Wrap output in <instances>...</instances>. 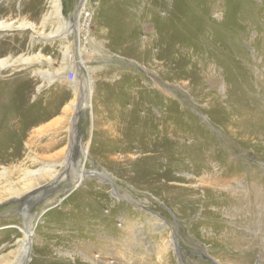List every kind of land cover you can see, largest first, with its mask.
I'll return each mask as SVG.
<instances>
[{"label": "rangeland", "instance_id": "1", "mask_svg": "<svg viewBox=\"0 0 264 264\" xmlns=\"http://www.w3.org/2000/svg\"><path fill=\"white\" fill-rule=\"evenodd\" d=\"M10 1L0 264H264V0H61L63 21L55 0ZM80 2L87 69L76 32L51 33Z\"/></svg>", "mask_w": 264, "mask_h": 264}, {"label": "bare ground", "instance_id": "2", "mask_svg": "<svg viewBox=\"0 0 264 264\" xmlns=\"http://www.w3.org/2000/svg\"><path fill=\"white\" fill-rule=\"evenodd\" d=\"M31 2L32 1H34V0H30ZM84 1H86V0H84ZM80 4V11H78V12H80V14H81V16L79 15V13L77 14V16H78V21H77V23L74 21L73 22V25H74V27H76V28H74L73 30H70L69 29V26L67 25V24H65V22L64 23H62L60 26H59V28H57L55 31H52L51 33H52V35H54V37H58V36H60L61 38H64V39H67V37H69L71 34H73V33H75L76 32V34H77V44H78V61H77V65L80 67V69H82V68H88V65L86 64V62H84L82 59H81V56H82V53H84V51L81 49V31H80V27L82 26L81 25V18L79 19V17H82V14H83V11L85 10V7H86V4H85V2L84 3H79ZM37 5V4H36ZM55 6H56V12H57V15H58V17L60 18V20H64L63 18V9H62V7H61V0H55ZM38 7V6H37ZM79 8V7H78ZM13 9H15V7H14V2H11L10 0L8 1V0H0V33L1 32H5L6 30H8V29H12V28H14L13 27V25H14V23H12V22H10V21H7L4 17H3V14H1V12H10V11H14ZM34 12V11H33ZM56 14V13H55ZM33 16V15H32ZM61 23V22H60ZM22 27H27V26H29V27H31L32 28V30L33 31H35V30H37V28L35 27V25H34V23H31V22H27V21H22L21 22V24H20ZM162 27H164V26H162ZM161 27V28H162ZM36 28V29H35ZM76 30V31H75ZM161 30V29H160ZM39 33V32H38ZM158 34V33H157ZM160 34V33H159ZM74 36V35H73ZM158 37V36H157ZM12 38V37H11ZM70 38V37H69ZM154 39H155V36H154ZM164 39V38H163ZM0 41H1V39H0ZM155 41V40H154ZM160 41V40H159ZM175 41V40H174ZM6 43V42H5ZM158 43V42H157ZM1 44V43H0ZM2 44L4 45V40H3V42H2ZM23 44V43H22ZM164 44V43H163ZM3 45H0L1 47H0V70H2V68H4V67H6V66H8V65H10V62H15V60H14V57H13V55H11V54H9V55H6L5 53L7 52V47H5V45L3 46ZM140 45V44H139ZM66 47V50H65V52L67 53L68 51H67V46H65ZM83 47V46H82ZM18 48V47H17ZM17 48H15V49H17ZM160 48H162V47H160ZM166 48V47H165ZM147 49V48H146ZM164 49V48H163ZM150 50V49H149ZM152 50V49H151ZM82 51V52H81ZM152 52V51H151ZM159 52V51H158ZM161 53V52H160ZM162 54V53H161ZM67 55V54H66ZM152 55V54H151ZM209 55V54H208ZM206 56V55H205ZM146 57H147V55H146ZM207 57V56H206ZM209 57H210V55H209ZM147 59H149V57L147 58ZM150 59H151V57H150ZM161 59V58H160ZM205 60H206V58H205ZM209 60V59H208ZM151 61V60H150ZM148 62H149V60H148ZM152 62V61H151ZM160 62H162V61H160ZM154 64V63H153ZM158 64H159V62H158ZM162 64V63H161ZM204 66V65H203ZM219 76V75H218ZM122 79V78H121ZM85 95V94H84ZM84 100V99H83ZM78 104V106L77 107H79V102L77 103ZM81 105L82 106H84L85 104L82 102L81 103ZM82 108V107H81ZM4 117H6V116H4ZM164 118V117H163ZM7 119H9V118H7ZM155 119H157V117L155 118ZM2 120H6L5 118H3ZM156 121V120H155ZM154 122V121H153ZM161 127V126H160ZM109 129V128H108ZM107 129V130H108ZM159 130L160 129H158L157 130V132H159ZM109 131V130H108ZM113 131V130H112ZM138 133V132H137ZM141 133V132H140ZM160 133H162V132H160ZM158 135V134H157ZM159 136V135H158ZM158 136H153V138H152V140L154 139V140H157L156 142H152L151 140H148L147 141V148H146V150H147V152H148V150L149 151H151V152H153L152 153V155L150 156V158H149V160H147L148 162H154L155 164L154 165H156V166H158L159 167V169H157L156 171H154V179H156L158 182H163V184L164 183H166V181L168 180V177H167V173H165V172H161V166H162V164L163 163H165L164 161H169V160H167L169 157H166L165 156V151L161 148L162 146H161V144L158 142L160 139H158ZM133 137V136H132ZM164 137V136H163ZM76 138V137H75ZM77 140V139H76ZM162 140V139H161ZM143 144V143H142ZM75 147L73 148V149H75V148H77V143L76 142H74V144H73ZM78 145H79V141H78ZM126 148V147H125ZM153 149V151L152 150H150V149ZM217 148V147H216ZM145 150V149H144ZM212 151H213V149H211L210 147H204L203 148V150H202V153L204 154V157H205V159H206V157H208V159H207V161L206 162H209L208 164L210 165V161H209V158H211V153H212ZM214 152V151H213ZM149 154H151V153H147L146 155H144L143 157H146L147 155H149ZM214 156V155H213ZM204 157H203V160H204ZM216 157V156H215ZM146 159V158H145ZM144 159V160H145ZM212 159V158H211ZM169 164H170V162H169ZM70 165H72L71 163H70ZM79 165V164H78ZM84 165V164H83ZM171 166V165H170ZM50 167H51V165H50ZM53 168H55L54 166H53ZM69 168L71 169V171H76V170H78V168H76V170H74L73 168H71V166H69ZM157 168V167H156ZM169 168V167H168ZM173 168V167H172ZM32 171V170H31ZM44 171H46V170H44ZM49 171V173L51 174V175H53V171H51V170H48ZM70 171V172H71ZM170 170H168V172H169ZM89 172V171H88ZM30 173H33V175H31V177L30 176H28V177H30V178H28L27 180H24L23 181V185H22V187L20 188V190H26V191H28V189H31L33 186L35 187V185L37 184V182H38V180L41 178V176H39V175H36L35 173L36 172H30ZM76 173H77V171H76ZM100 173V172H99ZM87 174H89V173H87L86 171H85V168H83V166L81 165H79V170H78V173H77V175H78V185H80L82 182H83V180L88 176ZM92 174H95V172H92ZM167 174V175H166ZM173 174V173H172ZM228 175V174H227ZM54 176V175H53ZM169 176V175H168ZM221 176V175H220ZM225 178V177H224ZM25 179V178H24ZM60 179V178H59ZM161 179H164V181H161ZM157 183V182H156ZM176 183V182H175ZM77 185V186H78ZM197 186V185H196ZM193 187V186H192ZM10 189H8V190H6L5 191V193L8 191V194H10V195H13V194H15V193H18V191H19V187H15V186H11V187H9ZM203 189V188H202ZM213 189V188H212ZM214 189H216V187H214ZM22 192V191H21ZM80 194V198L81 197H85V195H83L84 193H83V191L82 192H80L79 193ZM257 195V194H256ZM233 199V198H232ZM235 201V200H234ZM234 206V205H233ZM155 220V219H154ZM22 230H23V232H24V235H25V239L24 240H21V245H23L22 247L24 248V251H23V259H22V261L24 260V259H26L27 257H28V253H29V250H30V244H31V242L33 241L32 240V238H31V235H32V233L34 232V226H33V224H29V222L26 224V226L23 228L22 227ZM21 263H25V262H21ZM21 263H19V264H21Z\"/></svg>", "mask_w": 264, "mask_h": 264}, {"label": "built area", "instance_id": "3", "mask_svg": "<svg viewBox=\"0 0 264 264\" xmlns=\"http://www.w3.org/2000/svg\"><path fill=\"white\" fill-rule=\"evenodd\" d=\"M73 75L75 76V73H74V72H73ZM73 78H74V77H73ZM73 78H72V79H73Z\"/></svg>", "mask_w": 264, "mask_h": 264}]
</instances>
